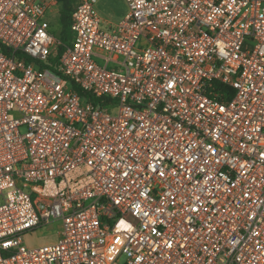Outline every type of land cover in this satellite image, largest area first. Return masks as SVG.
I'll return each mask as SVG.
<instances>
[{
    "label": "built area",
    "instance_id": "built-area-1",
    "mask_svg": "<svg viewBox=\"0 0 264 264\" xmlns=\"http://www.w3.org/2000/svg\"><path fill=\"white\" fill-rule=\"evenodd\" d=\"M61 1L0 0V264H264V0H70L50 65Z\"/></svg>",
    "mask_w": 264,
    "mask_h": 264
},
{
    "label": "rangeland",
    "instance_id": "rangeland-1",
    "mask_svg": "<svg viewBox=\"0 0 264 264\" xmlns=\"http://www.w3.org/2000/svg\"><path fill=\"white\" fill-rule=\"evenodd\" d=\"M96 11L107 22L117 21L119 16L127 11V7L124 0H98L96 5ZM47 21L51 26V29L55 35L60 32V26L58 22V16L50 14L47 15ZM112 28V26H110ZM99 66H103L104 63L101 60H96ZM108 69H110L108 67ZM23 131V130H22ZM60 223L55 222L50 225L41 227L34 232H30L24 236V242L29 247H37L46 243L54 242L57 238V231Z\"/></svg>",
    "mask_w": 264,
    "mask_h": 264
},
{
    "label": "trees",
    "instance_id": "trees-1",
    "mask_svg": "<svg viewBox=\"0 0 264 264\" xmlns=\"http://www.w3.org/2000/svg\"><path fill=\"white\" fill-rule=\"evenodd\" d=\"M71 13H72V3L70 0H62L61 1V9L58 16V22L60 26V32L58 35H55L59 41V46L57 47V51L55 54H51L49 57V64H54L58 59L60 58L61 54L65 51L66 48H68L71 45L72 42V32L70 29L71 25ZM215 86H221L220 84H214ZM224 87V86H223ZM75 88V87H74ZM76 91L81 93V91L76 88ZM229 91L232 92V90ZM224 101V99H222Z\"/></svg>",
    "mask_w": 264,
    "mask_h": 264
},
{
    "label": "crops",
    "instance_id": "crops-1",
    "mask_svg": "<svg viewBox=\"0 0 264 264\" xmlns=\"http://www.w3.org/2000/svg\"><path fill=\"white\" fill-rule=\"evenodd\" d=\"M60 9H61V6H60ZM60 12V11H59ZM127 12V11H126ZM126 12L124 13H122L120 16H119V18H118V20L117 21H114V22H107V21H105L101 16H100V14L98 13V11H97V13H98V15L101 17V19L106 23V24H108V25H115L116 23H118L123 17H124V15L126 14ZM57 16H59V13L57 14Z\"/></svg>",
    "mask_w": 264,
    "mask_h": 264
}]
</instances>
